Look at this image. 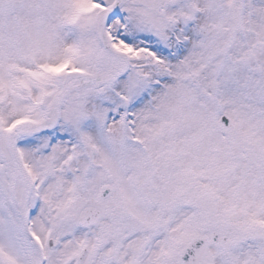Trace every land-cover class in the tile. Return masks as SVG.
Listing matches in <instances>:
<instances>
[{
    "label": "snow or ice",
    "instance_id": "6c2138e0",
    "mask_svg": "<svg viewBox=\"0 0 264 264\" xmlns=\"http://www.w3.org/2000/svg\"><path fill=\"white\" fill-rule=\"evenodd\" d=\"M0 264H264V0H0Z\"/></svg>",
    "mask_w": 264,
    "mask_h": 264
}]
</instances>
